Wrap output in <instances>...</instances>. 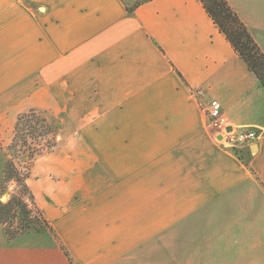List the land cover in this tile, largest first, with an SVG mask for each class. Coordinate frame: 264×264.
<instances>
[{"label": "crops", "instance_id": "crops-1", "mask_svg": "<svg viewBox=\"0 0 264 264\" xmlns=\"http://www.w3.org/2000/svg\"><path fill=\"white\" fill-rule=\"evenodd\" d=\"M228 2L264 51V0ZM133 3L0 0V142L31 109L61 142L27 179L55 244L37 260L264 264L259 79L200 0ZM229 127L262 136L241 158Z\"/></svg>", "mask_w": 264, "mask_h": 264}, {"label": "trees", "instance_id": "trees-1", "mask_svg": "<svg viewBox=\"0 0 264 264\" xmlns=\"http://www.w3.org/2000/svg\"><path fill=\"white\" fill-rule=\"evenodd\" d=\"M146 1L148 0H137L133 4H128L127 9L129 13H134ZM200 1L216 26L226 35L240 58L244 60L248 69L257 76L261 87L264 89V51L254 39L249 27L240 18L228 0ZM28 134H32L38 138L45 135L54 136L55 132L53 126L42 112L31 109L19 115L10 149L16 148L20 141L25 146ZM53 145L55 144L53 143ZM234 150L243 158L240 150ZM37 151L35 148H32V159L41 155L42 152ZM14 157L8 158L3 167L0 182V224L5 225V231L12 239L31 231L46 233L50 230V224L35 203L34 195L27 184L29 175L23 174L21 176ZM14 178H17L21 182L23 194H13L8 201L4 202L1 200L2 196L7 191L8 183L14 180ZM33 212H36V215H33ZM17 219L18 226L14 229L13 224Z\"/></svg>", "mask_w": 264, "mask_h": 264}, {"label": "rangeland", "instance_id": "rangeland-1", "mask_svg": "<svg viewBox=\"0 0 264 264\" xmlns=\"http://www.w3.org/2000/svg\"><path fill=\"white\" fill-rule=\"evenodd\" d=\"M127 1L133 3L137 0ZM44 115L46 116V114ZM54 132V136L45 135L38 138L32 134H28L26 145L24 146L20 141L18 146L13 150L10 149L11 143L8 146H2L0 142V182L4 164L6 160L12 156H15L14 160L20 170L21 176L23 174H28L30 176L34 160L37 158L36 156L32 159V148L41 151V154H50L58 150L61 142L58 141V133H56L57 130L54 129ZM53 143L55 145L52 146ZM13 194H23L21 182L17 178H14V180L8 183L7 191L3 194L1 200L6 202ZM33 215H36V212H33ZM13 225L14 229H16L18 226V219L14 221ZM54 245L53 236L50 233V230L46 233L31 231L19 236L18 238L12 239L9 237V234L6 233L5 225L0 224V264H47V261H43L41 259L37 260L35 252L41 249L43 253L48 252L49 254H53L55 250ZM33 257L35 259H32ZM20 258L22 262L20 261Z\"/></svg>", "mask_w": 264, "mask_h": 264}, {"label": "built area", "instance_id": "built-area-1", "mask_svg": "<svg viewBox=\"0 0 264 264\" xmlns=\"http://www.w3.org/2000/svg\"><path fill=\"white\" fill-rule=\"evenodd\" d=\"M221 104L218 100H212L208 109V115L215 119L221 115ZM262 136V132L254 127L243 128L240 130L232 129L228 131L225 129L220 133L218 141L226 148L242 149L250 143L256 141Z\"/></svg>", "mask_w": 264, "mask_h": 264}, {"label": "water", "instance_id": "water-1", "mask_svg": "<svg viewBox=\"0 0 264 264\" xmlns=\"http://www.w3.org/2000/svg\"><path fill=\"white\" fill-rule=\"evenodd\" d=\"M227 130L230 131V130H232V128L229 127V128H227Z\"/></svg>", "mask_w": 264, "mask_h": 264}]
</instances>
